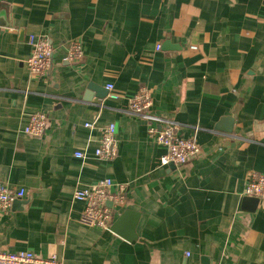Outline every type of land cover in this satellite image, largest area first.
<instances>
[{"label":"crops","instance_id":"0c3cea01","mask_svg":"<svg viewBox=\"0 0 264 264\" xmlns=\"http://www.w3.org/2000/svg\"><path fill=\"white\" fill-rule=\"evenodd\" d=\"M30 36L53 49L43 78L25 65ZM70 41L83 56L69 65ZM139 88L197 158L160 166L164 149L127 114ZM37 112L47 128L33 138ZM109 124L118 155L104 162L93 153ZM251 172L264 174V0H0V184L26 192L0 215V249L63 264H264V201L241 195ZM103 179L126 186L111 225L137 215L130 242L78 223L73 193Z\"/></svg>","mask_w":264,"mask_h":264},{"label":"built area","instance_id":"2783aa9c","mask_svg":"<svg viewBox=\"0 0 264 264\" xmlns=\"http://www.w3.org/2000/svg\"><path fill=\"white\" fill-rule=\"evenodd\" d=\"M30 54L25 61L29 75L33 79L43 78L51 66L53 49L44 37L30 36L28 39ZM160 46L156 47L159 50ZM83 56L79 42L70 41L65 44L64 62L75 64ZM108 97L117 100L119 96L114 93L112 86H106ZM152 99L146 88H139L129 98L127 114L146 122L147 137L156 146L164 149V154L159 160L160 166H182L197 158L200 148L194 137L182 138L179 132L182 126L171 119L155 116L152 109ZM86 128L90 124L84 125ZM47 128V116L37 112L31 114L24 128V134L33 138H40ZM197 129H194L196 131ZM96 159L111 162L118 155V141L114 124L107 125L101 132L100 139L94 150ZM76 158H83L84 154L74 153ZM116 190V191H115ZM126 186L116 185L111 179H103L73 193V199L83 202L84 209L78 219L81 226L109 230L112 223V207L126 205ZM23 189L14 190L0 184V215L9 212L11 205L16 200L25 197ZM243 197L255 198L264 201V174L251 172L242 190ZM108 205H111L110 207ZM0 264H63V260L55 255L38 257L29 251L8 252L0 249Z\"/></svg>","mask_w":264,"mask_h":264},{"label":"water","instance_id":"95a60500","mask_svg":"<svg viewBox=\"0 0 264 264\" xmlns=\"http://www.w3.org/2000/svg\"><path fill=\"white\" fill-rule=\"evenodd\" d=\"M250 199L251 200H249L247 197L244 198L245 201L248 200L254 203L258 201L255 198ZM136 218L137 215H135L133 212L125 211L114 221L109 230L122 237L124 240L130 242L135 239L134 225Z\"/></svg>","mask_w":264,"mask_h":264}]
</instances>
